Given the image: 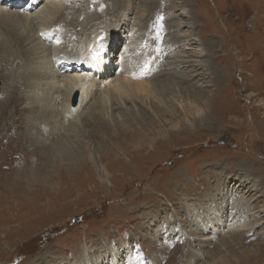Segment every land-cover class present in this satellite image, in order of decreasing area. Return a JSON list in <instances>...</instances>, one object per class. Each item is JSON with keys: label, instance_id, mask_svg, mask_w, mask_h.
Listing matches in <instances>:
<instances>
[{"label": "rangeland", "instance_id": "obj_1", "mask_svg": "<svg viewBox=\"0 0 264 264\" xmlns=\"http://www.w3.org/2000/svg\"><path fill=\"white\" fill-rule=\"evenodd\" d=\"M90 1L63 10L76 17L75 33L84 21L101 39L107 14L127 0L114 10L117 0ZM132 6L144 41L143 52L132 45L134 63L146 55V67H164L181 34L198 41L194 55L181 57L199 66L143 75L138 82H159L158 95L138 91L142 100L112 106L110 124L93 122L92 111L58 124L40 55L0 26V99L13 93L0 108V264H264V0ZM69 28L58 29L66 42ZM111 42L116 52L124 43L121 35ZM232 214L246 228L197 240L209 232L202 225L216 229Z\"/></svg>", "mask_w": 264, "mask_h": 264}, {"label": "bare ground", "instance_id": "obj_2", "mask_svg": "<svg viewBox=\"0 0 264 264\" xmlns=\"http://www.w3.org/2000/svg\"><path fill=\"white\" fill-rule=\"evenodd\" d=\"M69 1L71 3L75 2L79 5L82 3V0H0V26L3 27V31L11 35L15 40H23L24 38L27 42L26 45L37 50L38 55H40L39 57H41L39 63L40 68H38L41 69V72L38 73H40L39 76L42 81L46 84V86H48L46 93L47 102L49 104L48 109L54 116L56 122H58L61 126L65 125L68 121H78L80 115L85 114L84 116L86 117V115H88V111L93 112L91 117L93 122L102 123L104 121L106 123L107 120V123L110 124L113 119H116L118 116L116 112L111 111L112 106H114L112 110H115L122 108H117V106H120L125 102L133 103L136 99L142 100L141 96L138 95V91H146L147 96H151L153 94L158 95V88L160 86L159 82L154 81V78H150L147 82H138V80L143 78V75H147L149 73H153L155 70L157 71L161 69L165 71L162 75H172L180 68L188 66L196 68L199 66L197 61L181 57L183 54H189V56L194 55L197 51L196 48L198 46V41L191 37V35L185 36L181 34H178V37H182L177 40V43L175 44L177 47L175 45L173 46V48L176 47V49H179L169 55L171 59L165 61L166 63H164V67L162 63L161 65H157L155 67H146V55L141 58L142 61L139 62L140 64L134 63L135 60L132 59L133 55L131 54L138 44H143L144 41L139 36L141 32L138 31L140 23L138 16H135L134 19L129 17L130 11H133L132 0H127L123 10L121 9V11H117L115 14L113 12L107 14V20L105 19L106 23H103V30L107 32V34L105 33L106 35L102 36L104 34V32H102L101 39H98V35H96V37L92 36L89 33V30V32H87L84 29L86 27H88L86 29L92 27V24L89 25L88 22L84 21L81 33H75V29H73L75 28V24L73 21L76 20V17L72 18V13L69 12L67 14L63 10L66 8L67 2ZM121 2L122 0L112 1L113 4L111 8L114 10V7L120 6ZM9 8L13 9L9 11ZM75 8L76 9L73 10V5L70 4V10L74 13L81 11L77 8V6H75ZM61 10L62 12L59 13L58 11ZM178 10V15L185 13V8L183 7ZM135 14H137V11ZM128 20L129 22L131 21V24ZM108 22L109 24L107 25ZM61 23L70 26V28L72 27V40L70 37L68 38V42L62 39V34L58 30L61 29ZM180 23V21L178 23L175 22V24L171 23L170 26L179 28L178 24L180 25ZM182 24H184V22H182ZM18 29L19 33L16 34ZM125 29H127L128 32ZM120 30H122V34H119ZM126 32L127 34L125 36ZM108 34L109 36H107ZM118 35H121L124 43L121 50L116 52L112 42H108L110 41V38L115 39L116 41V39H118ZM92 37H94L93 40L91 39ZM103 38L107 39L106 45L108 49L106 48L105 55L101 54V51H97L98 49L100 50V47H102L100 43L105 42ZM132 45L135 48H133ZM104 46L101 48L102 50H104ZM140 46L143 45H139L137 48L139 51L143 52ZM136 51L137 50H135V55L139 52ZM115 56L118 59L115 65H112L109 61ZM159 61L160 60H158V62ZM168 65L172 66L167 67ZM147 77L149 78L150 76L147 75ZM37 87L38 85L34 86V88L32 87L33 89L29 91H33L35 94ZM13 89L15 90V88ZM75 92L77 93V101L75 105H71L70 100ZM12 95L13 93L8 91L4 94V96H2L0 99V108L4 110L7 105L12 102L10 99ZM108 103L110 104V107H108ZM27 105L31 106V104L26 102V106ZM38 108L39 107H35L36 110ZM81 109H84V111L80 113ZM100 123H98V125L103 128V131H109V127L106 124L101 125ZM99 126H97L98 131H100ZM239 205L240 204L236 203L234 208L236 209ZM234 208L231 210L232 213L234 212ZM256 212H258L257 215L260 213L259 210ZM239 214L230 215V218L228 217L227 219L228 222L225 223L224 221H221L216 229H209L207 224L202 225V232H209L206 234L207 236L202 237L201 235L197 238V240H205L207 242V239H212L214 234L219 231L221 232L224 228H227L232 234L238 232L239 230L242 231V229H244V227L246 228V226L241 221L243 219L240 220ZM217 215L218 212L215 213L212 218L216 220ZM199 216L200 214H197L196 212L193 213V219H198ZM261 216L263 215L259 214L256 217L260 218ZM262 222H264V220ZM263 257L264 256L261 255V258Z\"/></svg>", "mask_w": 264, "mask_h": 264}, {"label": "water", "instance_id": "obj_3", "mask_svg": "<svg viewBox=\"0 0 264 264\" xmlns=\"http://www.w3.org/2000/svg\"><path fill=\"white\" fill-rule=\"evenodd\" d=\"M76 101H77V93L75 92L73 93L71 100H70L71 105H75Z\"/></svg>", "mask_w": 264, "mask_h": 264}]
</instances>
